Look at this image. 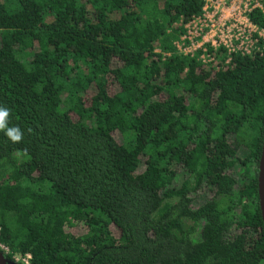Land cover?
<instances>
[{"label":"trees","instance_id":"obj_1","mask_svg":"<svg viewBox=\"0 0 264 264\" xmlns=\"http://www.w3.org/2000/svg\"><path fill=\"white\" fill-rule=\"evenodd\" d=\"M204 3L0 0L10 264H264V40L179 54Z\"/></svg>","mask_w":264,"mask_h":264},{"label":"built area","instance_id":"obj_2","mask_svg":"<svg viewBox=\"0 0 264 264\" xmlns=\"http://www.w3.org/2000/svg\"><path fill=\"white\" fill-rule=\"evenodd\" d=\"M254 9L264 12V0H205L202 13L193 16L185 24V32L175 42L178 53L204 63L215 60L214 51L223 49L229 62L231 55H250L260 49L264 40V28L249 19ZM9 253V248L0 243ZM15 262L31 264V254L15 255Z\"/></svg>","mask_w":264,"mask_h":264},{"label":"water","instance_id":"obj_3","mask_svg":"<svg viewBox=\"0 0 264 264\" xmlns=\"http://www.w3.org/2000/svg\"><path fill=\"white\" fill-rule=\"evenodd\" d=\"M258 195L259 205L261 209L262 220L264 223V139L261 151V157L258 164ZM11 262L5 257L4 253L0 250V264H10Z\"/></svg>","mask_w":264,"mask_h":264},{"label":"clouds","instance_id":"obj_4","mask_svg":"<svg viewBox=\"0 0 264 264\" xmlns=\"http://www.w3.org/2000/svg\"><path fill=\"white\" fill-rule=\"evenodd\" d=\"M9 110L0 107V130H5L6 135L14 142H18L22 138V132L18 126L8 127L7 119L9 117Z\"/></svg>","mask_w":264,"mask_h":264}]
</instances>
